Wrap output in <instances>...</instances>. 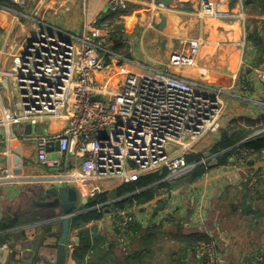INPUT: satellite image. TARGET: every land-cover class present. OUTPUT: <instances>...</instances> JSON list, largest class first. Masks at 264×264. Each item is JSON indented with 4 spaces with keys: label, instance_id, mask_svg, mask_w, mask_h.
<instances>
[{
    "label": "crops",
    "instance_id": "1",
    "mask_svg": "<svg viewBox=\"0 0 264 264\" xmlns=\"http://www.w3.org/2000/svg\"><path fill=\"white\" fill-rule=\"evenodd\" d=\"M208 1L216 10L236 17L203 16L202 0H131L132 11L115 23L121 27L116 38H121L119 54L141 64L127 66L134 72L164 68L173 52L185 48L190 39L201 38L203 46L197 66L177 73L203 86L200 93L222 102L225 129L235 119L257 120L264 115V82L260 77L264 73V7L261 0ZM108 3L109 0H41V5L30 12L67 32L79 34L106 14ZM159 3L166 7L165 11L155 8ZM242 15L245 20L240 18ZM162 16L166 18L163 27ZM29 34L25 21L0 11V60L2 52L23 46L31 38ZM6 64L2 61L3 66ZM64 126V122L56 120L47 125L52 133ZM218 139L205 138L199 153L206 155ZM12 147L16 151L15 171L31 181L0 187V222L14 219L21 225L0 233L11 235L0 245V264L23 240L33 242L41 236L61 234V222L56 220L60 217L58 209L30 207L41 186H52L55 182L50 183V178L55 175L78 170L81 161L72 154L61 155L51 146L54 149H48L49 160L60 163L59 167H51L37 161L33 144L12 143ZM3 160L0 150V162ZM253 165L249 170L216 167L189 186L161 190L156 199L139 206V215L142 219H162L158 225L142 226L136 222L141 228L134 232L136 236H128L124 247L116 243L119 236L116 225L120 215L138 205L106 212L103 219L86 225L85 229L94 240H101V245L82 261L74 258L79 234L72 230L70 244L74 248L68 249L66 264H200L192 246L197 239H203L208 229H216L223 264H257L258 255H264V189L259 188L261 181L254 192L247 187L246 176L258 168ZM96 185L102 192L121 186L110 181ZM78 188L77 206L84 198L90 201L88 187ZM203 202L207 217L204 225H196L193 219ZM3 246L8 249L3 251Z\"/></svg>",
    "mask_w": 264,
    "mask_h": 264
},
{
    "label": "built area",
    "instance_id": "2",
    "mask_svg": "<svg viewBox=\"0 0 264 264\" xmlns=\"http://www.w3.org/2000/svg\"><path fill=\"white\" fill-rule=\"evenodd\" d=\"M10 1L14 7L0 5V11L25 21L32 33L23 46L1 53L0 150L4 160L0 162V187L31 181L15 171L12 143L33 144L39 163L59 167L58 160L51 163L48 152L58 140L61 155L72 154L81 161L78 170L55 175L50 183L65 182L77 189L87 186L92 199L103 193L97 182L130 184L163 171L164 181H176L195 167L187 163L186 156L198 154L208 136H220L222 102L200 93L203 86L177 73L197 66L201 38L190 39L185 48L173 52L164 68L134 72L127 66L141 64L114 52L108 23L98 26L96 22L74 34L31 13L38 0ZM130 3L109 0L106 13L127 10ZM155 8L166 10L162 3ZM200 13L236 17L216 10L208 0H202ZM240 18L245 20L244 15ZM2 61L7 64L3 66ZM260 77L264 82V73ZM53 120L64 122V128L52 133L47 125ZM27 126L32 127L30 133ZM263 133L264 129L251 138ZM233 158L228 168L249 170L256 164L257 171L245 181L251 192L259 181V188L264 189V149L253 153L242 148ZM212 160L210 156L202 163ZM139 210L136 206L120 215L116 225L119 245H127L133 223L156 225L162 219H142ZM196 214L193 223L204 225V202ZM204 233L205 237L192 246V253L200 264H223L216 229ZM73 248L70 244L69 249ZM258 263L264 264V255H258Z\"/></svg>",
    "mask_w": 264,
    "mask_h": 264
},
{
    "label": "trees",
    "instance_id": "3",
    "mask_svg": "<svg viewBox=\"0 0 264 264\" xmlns=\"http://www.w3.org/2000/svg\"><path fill=\"white\" fill-rule=\"evenodd\" d=\"M261 2L264 7V0H261ZM0 5L14 7L10 0H0ZM132 9L133 6L129 5L127 10L103 14L97 21L98 26L103 23L109 24L110 39L113 44V50L116 53L120 52L121 49H119V46L122 44L120 43L121 38H116L117 32L121 27L115 26V23L120 21L117 19L131 12ZM263 129L264 115L257 120L248 118L235 119L225 129L221 130L219 139L210 150L211 156L213 157L210 163H202L205 156L204 153L190 154L186 156L187 163L189 165H195V167L188 174L174 182L164 181L166 172L163 171L145 175L137 182L121 185L113 191L103 192L90 199L89 203L81 208L83 213L75 216L72 221V229L77 230L79 234V244L74 250V258L82 261L91 252H95L100 247L101 240H94L90 232L85 229V226L103 219L106 215V210H125L132 204L140 206L156 199L163 189H169L173 186L177 187L183 184H187V186L191 185L200 180L209 170L233 163V155L238 154V151L242 148L253 153L261 152L264 149V133L253 138L251 136ZM112 201L116 202L111 203ZM98 206L102 207L97 209ZM19 226L21 225L18 220L8 219L0 222V233H5ZM140 228L139 225L133 223L128 230L129 236ZM10 236V234H0V245L8 240ZM134 236L136 235L134 234ZM202 237L204 238L205 236L203 235Z\"/></svg>",
    "mask_w": 264,
    "mask_h": 264
},
{
    "label": "water",
    "instance_id": "4",
    "mask_svg": "<svg viewBox=\"0 0 264 264\" xmlns=\"http://www.w3.org/2000/svg\"><path fill=\"white\" fill-rule=\"evenodd\" d=\"M166 18L161 17V27L165 24ZM30 126H27L26 132L30 133ZM52 146L59 149V141L52 143ZM49 148L50 150L54 149ZM211 152H208L204 158H209ZM54 182V181H53ZM52 182V183H53ZM79 197L78 189L74 186L57 181L52 186H41L34 194V202L30 207L33 209H58L62 226L60 235L49 234L38 237L35 241L23 240L14 247L3 264H66L68 260V249L72 233L73 218L81 213V208L89 203L87 198L82 200V204L77 206ZM118 232V231H117Z\"/></svg>",
    "mask_w": 264,
    "mask_h": 264
},
{
    "label": "rangeland",
    "instance_id": "5",
    "mask_svg": "<svg viewBox=\"0 0 264 264\" xmlns=\"http://www.w3.org/2000/svg\"><path fill=\"white\" fill-rule=\"evenodd\" d=\"M40 5H41V0H38V4H37L36 8H38ZM31 33H32V29H31V31H30V34H31ZM30 34H29V35H30ZM33 131L35 132V130H33ZM34 156H35V155H34ZM173 182H174V181H173ZM186 186H187V184H183V185H181L180 187H181V188H184V187H186ZM188 186H189V185H188ZM105 212H110V210H106ZM174 221L176 222V220H172V223H173ZM156 225H158V224H156ZM106 234L109 235L108 233H106ZM116 243H118V242H116ZM123 247H124V246H123ZM124 253H125V252H124ZM124 253H123V254H124ZM123 254H122V256H123ZM258 264H259V263H258Z\"/></svg>",
    "mask_w": 264,
    "mask_h": 264
}]
</instances>
